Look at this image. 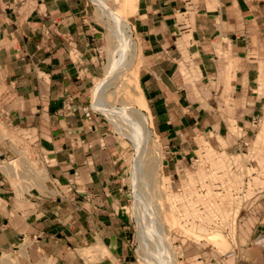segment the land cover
<instances>
[{
  "label": "rangeland",
  "instance_id": "obj_1",
  "mask_svg": "<svg viewBox=\"0 0 264 264\" xmlns=\"http://www.w3.org/2000/svg\"><path fill=\"white\" fill-rule=\"evenodd\" d=\"M79 1L97 35L82 108L100 134L114 141V153L123 163L116 183L120 199L113 201V211L106 205L95 210L78 198L41 208L59 218L58 233L51 237L41 230L31 237L15 235L5 219L10 208L2 204L0 213L6 217L0 222V264H264V39L257 47L240 49L242 71L247 65L255 71L250 89L237 101L227 95L214 101L227 108L216 112L223 125L198 124L177 144L158 131L140 88L145 58L134 25L136 0ZM118 18L126 22L123 33ZM260 33L263 37L264 31ZM123 42V61L109 73ZM211 50L228 60L229 50L221 42ZM180 74L200 80L205 76L191 58L180 63ZM97 100L107 109L99 108ZM249 106L251 112L241 110ZM132 133H138V144ZM8 137L0 120L1 144ZM16 146L12 141L1 146L0 174H14L17 185H28L14 186L11 192L19 210L35 212L25 200L37 195L29 189L39 178L37 166L25 162L23 152L18 159L9 157L5 150H20ZM68 193L71 197L72 191ZM13 218L24 232L28 225L18 215Z\"/></svg>",
  "mask_w": 264,
  "mask_h": 264
},
{
  "label": "crops",
  "instance_id": "obj_2",
  "mask_svg": "<svg viewBox=\"0 0 264 264\" xmlns=\"http://www.w3.org/2000/svg\"><path fill=\"white\" fill-rule=\"evenodd\" d=\"M17 1L0 0V120L9 131L5 142L20 149L6 153L18 159L23 152L25 162L36 163L39 178L29 185L37 195L26 197L36 209L28 213L17 208L11 192L28 185H17L12 173L0 174V207L10 208L5 219L15 235L41 230L51 237L59 218L41 208L78 198L95 210L106 205L113 211L123 163L114 141L100 134L82 108L97 36L85 18L87 8L79 0H25L15 6ZM263 12L264 0H136L134 25L145 58L140 88L163 138L179 144L198 124L223 125L216 112L227 108L214 101L225 95L237 101L250 89L255 71L249 65L242 71L240 49L264 39ZM216 42L228 48L230 66L211 50ZM187 58L199 64L203 79L180 74ZM15 215L28 225L24 232Z\"/></svg>",
  "mask_w": 264,
  "mask_h": 264
},
{
  "label": "bare ground",
  "instance_id": "obj_3",
  "mask_svg": "<svg viewBox=\"0 0 264 264\" xmlns=\"http://www.w3.org/2000/svg\"><path fill=\"white\" fill-rule=\"evenodd\" d=\"M104 9V8H103ZM115 14V13H114ZM117 18V17H116ZM118 21H119V23H120V31L123 33V31H122V29H123V27H125L126 26V22H124L122 19H120V18H118ZM122 33H121V36L118 38L119 39V41H122ZM118 47V53L119 54H121V55H119V58L118 59H111L112 60V63H110V67H109V73H114L115 71H116V69L118 68V65L120 64V63H122V61L123 60H121V57H122V55L124 54V50H125V45H124V42L123 43H119V46H117ZM119 68H120V66H119ZM118 70V69H117ZM108 74V73H107ZM101 87V86H100ZM100 88H99V86H97V91L99 90ZM100 91H101V89H100ZM98 94V93H97ZM100 97V96H99ZM97 98V97H96ZM101 98V97H100ZM99 103V104H98ZM97 106L99 107V108H101V109H107L106 107H104L103 105H101L100 104V101L99 100H97ZM105 106H107V105H105ZM108 109H110V108H108ZM112 110H113V108H111ZM114 109H115V107H114ZM121 109H123V107L121 108ZM125 109V108H124ZM107 111H109V110H107ZM124 112V111H123ZM114 113H115V111H114ZM125 113H126V111H125ZM124 113V115H126ZM114 116L115 115H117L116 113L115 114H113ZM121 115V114H120ZM144 118V117H143ZM111 119V118H110ZM144 121V120H143ZM115 123H116V121H115ZM135 124H137V123H135ZM135 126V125H134ZM124 127V126H123ZM136 127V126H135ZM124 128H126V126L124 127ZM123 128V129H124ZM136 128H138V124H137V127ZM121 129V128H120ZM129 130V129H128ZM145 131H147V130H145ZM134 133V132H133ZM132 133V137H133V134ZM146 134H147V132H145ZM138 133H135V135H137ZM142 136H144L145 134L143 133V131H142ZM135 135H134V137L132 138L133 139V141H134V139H135ZM140 135V134H139ZM145 136H147V135H145ZM144 136V137H145ZM139 137H141V136H139ZM138 137H136V139H137ZM137 141V140H136ZM138 142V141H137ZM137 142H135L134 141V144H136ZM139 142H140V139H139ZM141 143H143V142H141ZM138 144V143H137ZM136 146V145H135ZM137 147H139V146H136V148ZM141 147H139V149H138V151L139 150H141L140 149ZM137 149H136V151H137ZM140 152V151H139ZM144 152V151H143ZM140 154V153H139ZM139 157H140V155H138ZM139 157H137V158H139ZM142 158V157H141ZM140 158V159H141ZM144 161V160H143ZM139 162H141V161H139ZM136 165V164H135ZM138 166V165H137ZM156 242V241H155ZM159 242V241H158ZM157 242V243H158ZM147 248V247H146ZM153 261V260H152Z\"/></svg>",
  "mask_w": 264,
  "mask_h": 264
}]
</instances>
